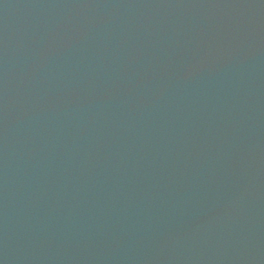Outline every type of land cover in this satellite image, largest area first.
Masks as SVG:
<instances>
[{
  "label": "water",
  "instance_id": "1",
  "mask_svg": "<svg viewBox=\"0 0 264 264\" xmlns=\"http://www.w3.org/2000/svg\"><path fill=\"white\" fill-rule=\"evenodd\" d=\"M0 264H264V0H0Z\"/></svg>",
  "mask_w": 264,
  "mask_h": 264
}]
</instances>
